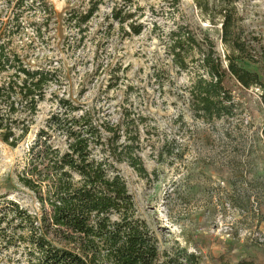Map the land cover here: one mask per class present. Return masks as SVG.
<instances>
[{
  "label": "rangeland",
  "instance_id": "rangeland-1",
  "mask_svg": "<svg viewBox=\"0 0 264 264\" xmlns=\"http://www.w3.org/2000/svg\"><path fill=\"white\" fill-rule=\"evenodd\" d=\"M46 1L55 12L53 19L45 27L40 15L24 14V29L13 38L12 48L32 67L56 69L60 85L49 87L26 141L15 148L0 142V202L12 200L31 214L38 212L18 174L33 133L56 110L49 100L52 93L84 108L96 107L113 122L126 108L147 118L139 132L147 175H138L127 163L116 168L159 250L177 243L197 251L201 264H264V116L258 92L233 88L241 122H231L230 135H222L227 123L193 118L181 98L192 75L170 65L161 40L177 24H187L198 34L206 32L222 53L218 26L201 18L194 0H176V11L174 0H136L145 11L146 26L139 36H125L116 24L109 28L105 19L114 2L122 0H104L79 34L65 19L71 9L86 10L88 0ZM7 2L0 0L4 22L10 14ZM236 5L249 29L264 36V0H238ZM32 25L41 26V37ZM160 69L169 72L167 79H160L161 88L153 76ZM113 78L117 86L108 89ZM14 251H1L0 264L24 263L22 248Z\"/></svg>",
  "mask_w": 264,
  "mask_h": 264
},
{
  "label": "trees",
  "instance_id": "trees-1",
  "mask_svg": "<svg viewBox=\"0 0 264 264\" xmlns=\"http://www.w3.org/2000/svg\"><path fill=\"white\" fill-rule=\"evenodd\" d=\"M104 2L88 0L86 10L71 9L65 21L82 34ZM176 2L171 5L175 11ZM237 2L193 1L203 20L218 26L222 53L206 32L198 34L187 24H177L161 39L170 65L192 75L181 98L193 118L227 123L224 136L230 135L231 122H241L233 88L257 90L264 116V36L249 29ZM7 7V21L0 20V142L15 148L31 135L38 106L60 81L56 69L32 67L12 48L13 38L24 29V14L40 15V25L46 27L55 15L53 7L46 0H8ZM144 15L136 0H122L114 2L105 19L109 28L116 24L125 36H139L146 26ZM40 25H32L37 37L43 34ZM168 73L153 72L160 88ZM116 86L113 78L107 88ZM49 100L56 110L33 133L18 174L38 212L31 214L3 198L0 252L22 248L25 261L20 264H201L199 253L187 246L174 243L170 250H159L117 171L116 164L127 163L138 175H147L139 155L140 127L147 118L124 108L113 122L96 107L84 108L54 93Z\"/></svg>",
  "mask_w": 264,
  "mask_h": 264
}]
</instances>
